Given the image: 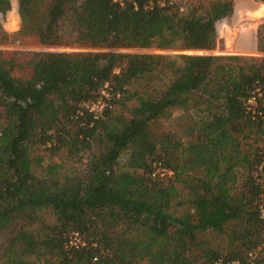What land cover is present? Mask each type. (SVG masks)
I'll return each mask as SVG.
<instances>
[{
    "label": "trees",
    "instance_id": "trees-1",
    "mask_svg": "<svg viewBox=\"0 0 264 264\" xmlns=\"http://www.w3.org/2000/svg\"><path fill=\"white\" fill-rule=\"evenodd\" d=\"M122 1L19 0L16 35L102 50L31 53L27 70L0 49L1 264H264V57L116 50H212L234 0ZM11 36L0 20V43ZM174 109L182 135L155 128Z\"/></svg>",
    "mask_w": 264,
    "mask_h": 264
},
{
    "label": "rangeland",
    "instance_id": "rangeland-1",
    "mask_svg": "<svg viewBox=\"0 0 264 264\" xmlns=\"http://www.w3.org/2000/svg\"><path fill=\"white\" fill-rule=\"evenodd\" d=\"M171 2L173 0H170ZM175 1V0H174ZM179 1V0H178ZM16 5V11L7 10L5 16L1 17V23L4 29L12 34L7 42L0 43V49L10 50V58H14L19 66H24L27 70L31 64V53L48 52V51H65L72 54H78L87 51H98L101 48H95L89 45L77 43L72 44H39L36 42L27 41L16 32L20 29L21 18L19 15V0H13ZM158 3L165 4L166 0H157ZM184 6L186 0L178 2ZM235 9L232 15L221 19L217 22L218 44L212 50H183L180 48H158V47H131V48H116L117 51L132 52V53H163L168 55H176L179 53H200L213 55H241V56H259L264 57V1L263 0H234ZM13 12V13H12ZM259 38L262 40L259 46ZM108 84L100 91L101 96L108 97L111 95ZM99 97V98H100ZM264 102V99H263ZM184 110L174 109L172 113L159 119L155 128L161 131H174L177 135L181 134V124L187 121L188 116L184 115ZM198 115V114H196ZM183 134V133H182ZM181 134V135H182ZM228 147H231L228 145ZM219 148V146H218ZM127 155H124L120 160V164H125ZM48 158V156H46ZM260 178L264 182V163L260 166ZM173 174H166L164 178H170ZM264 206V202H263ZM178 208V209H177ZM176 210L179 213H186L188 210L185 206H177ZM13 228V227H12ZM10 225L2 228L0 231V264L1 256L6 247L9 238L11 237ZM205 239H208L212 245L224 249H229L230 244L226 235L217 232H207L202 234Z\"/></svg>",
    "mask_w": 264,
    "mask_h": 264
},
{
    "label": "built area",
    "instance_id": "built-area-1",
    "mask_svg": "<svg viewBox=\"0 0 264 264\" xmlns=\"http://www.w3.org/2000/svg\"><path fill=\"white\" fill-rule=\"evenodd\" d=\"M119 1L121 4H124L122 0H115ZM259 91V89H258ZM262 93L259 91L258 93L254 92L253 95H251L247 100V105L249 109H254V107L257 105V98L261 96ZM264 99V98H263ZM106 106V101L104 96H101L98 100L89 102L86 104V107L89 108L91 112L95 114V117H99L101 113L103 112L104 107ZM174 172L166 167L162 162H156L155 163V169L152 173L154 177L164 178L166 174H173ZM264 212V208H263ZM86 244L85 239L78 231H73L68 239V246L69 247H75L79 248ZM216 264H238V260H231V261H224L222 259H219Z\"/></svg>",
    "mask_w": 264,
    "mask_h": 264
}]
</instances>
